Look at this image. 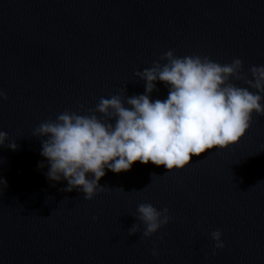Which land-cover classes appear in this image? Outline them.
Returning a JSON list of instances; mask_svg holds the SVG:
<instances>
[{
	"label": "water",
	"instance_id": "1",
	"mask_svg": "<svg viewBox=\"0 0 264 264\" xmlns=\"http://www.w3.org/2000/svg\"><path fill=\"white\" fill-rule=\"evenodd\" d=\"M169 50L238 58L252 79L249 69L264 66V0H0V264H264V116L182 170L151 161L106 170L92 200L46 177L40 124L86 115L101 97L144 94L135 73L167 63ZM167 95L157 82L151 99ZM141 203L172 218L148 238L142 224L128 234Z\"/></svg>",
	"mask_w": 264,
	"mask_h": 264
},
{
	"label": "clouds",
	"instance_id": "2",
	"mask_svg": "<svg viewBox=\"0 0 264 264\" xmlns=\"http://www.w3.org/2000/svg\"><path fill=\"white\" fill-rule=\"evenodd\" d=\"M161 59L167 63L154 62L135 73L145 82L144 94L126 100L120 95L101 97L86 115L66 111L40 124L35 136L46 137L40 154L47 160L48 180H66L62 191L75 189L92 200L105 190L99 181L106 170L126 172L137 161L163 165L168 172L182 170L193 156L236 144L251 127L253 114L264 116V66L251 67L248 79L238 58L222 65L206 56L177 57L169 50ZM233 79L247 87L235 85ZM157 82L168 89L163 100L151 99ZM0 97L7 99L2 91ZM7 139L0 131V146ZM8 147L16 150L17 145ZM136 211L140 224H133L129 235L140 232L142 224V236L151 237L172 219L167 208L158 210L150 203L139 204ZM211 237L216 249L225 247L221 231ZM152 255L158 256V249L153 248Z\"/></svg>",
	"mask_w": 264,
	"mask_h": 264
}]
</instances>
